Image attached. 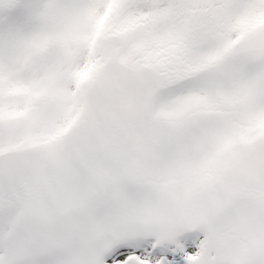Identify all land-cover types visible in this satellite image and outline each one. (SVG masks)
Returning a JSON list of instances; mask_svg holds the SVG:
<instances>
[{
	"label": "snow or ice",
	"instance_id": "obj_1",
	"mask_svg": "<svg viewBox=\"0 0 264 264\" xmlns=\"http://www.w3.org/2000/svg\"><path fill=\"white\" fill-rule=\"evenodd\" d=\"M0 264H264V0H0Z\"/></svg>",
	"mask_w": 264,
	"mask_h": 264
}]
</instances>
